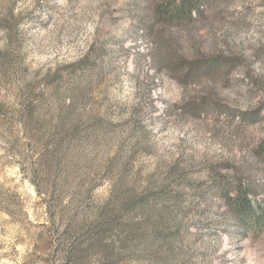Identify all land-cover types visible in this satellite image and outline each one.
Wrapping results in <instances>:
<instances>
[{
	"label": "rangeland",
	"instance_id": "obj_1",
	"mask_svg": "<svg viewBox=\"0 0 264 264\" xmlns=\"http://www.w3.org/2000/svg\"><path fill=\"white\" fill-rule=\"evenodd\" d=\"M161 1L0 0V264H264L213 186L264 201V0L151 34ZM197 54L236 63L183 89L159 60Z\"/></svg>",
	"mask_w": 264,
	"mask_h": 264
},
{
	"label": "trees",
	"instance_id": "obj_2",
	"mask_svg": "<svg viewBox=\"0 0 264 264\" xmlns=\"http://www.w3.org/2000/svg\"><path fill=\"white\" fill-rule=\"evenodd\" d=\"M210 1L162 0L156 7L155 20L147 26V31L152 34L156 28H161V25L165 26L168 23L177 26L192 24L205 12ZM10 16L11 14L8 15ZM156 45L158 46V43ZM198 54L193 56L191 61L179 57L174 59L170 55L161 56L159 60L164 73L178 82L183 89H188L189 86L198 84L201 80H223L228 77L236 63L228 57L205 58ZM255 158L262 161L264 174V142L255 151ZM243 176L236 174L231 179L226 175L215 173L213 186L217 188L216 191L225 210L235 222L236 227L244 234H260L264 232V201L257 199L258 193ZM105 247L108 248V245L103 246L100 242V250L102 251ZM106 258L107 254L104 253L103 261Z\"/></svg>",
	"mask_w": 264,
	"mask_h": 264
}]
</instances>
